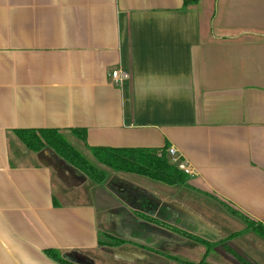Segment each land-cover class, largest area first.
I'll use <instances>...</instances> for the list:
<instances>
[{
  "label": "crops",
  "instance_id": "obj_1",
  "mask_svg": "<svg viewBox=\"0 0 264 264\" xmlns=\"http://www.w3.org/2000/svg\"><path fill=\"white\" fill-rule=\"evenodd\" d=\"M114 69L130 78L111 84ZM18 128L174 146L194 188L100 162L105 189L55 184L43 154L61 156ZM191 191L264 222V0H0V264H59L48 248L80 264H239L228 246L253 261L251 235L222 241Z\"/></svg>",
  "mask_w": 264,
  "mask_h": 264
},
{
  "label": "trees",
  "instance_id": "obj_2",
  "mask_svg": "<svg viewBox=\"0 0 264 264\" xmlns=\"http://www.w3.org/2000/svg\"><path fill=\"white\" fill-rule=\"evenodd\" d=\"M196 2L197 0H191ZM188 3V1H186ZM71 133L86 142L85 128H72ZM16 133L20 139L32 150L39 151L46 146L53 148L62 158L77 169L84 172L93 180L102 181L107 178L108 172L99 167L94 160L73 143L67 133L56 128H18ZM91 155L97 162L113 169L137 173L150 178L177 186L187 185L189 174L181 169L177 162L172 160L168 148L135 147V146H91L87 145ZM192 188V187H191ZM234 213L237 211L232 210ZM264 237V224L255 221L245 213H240ZM121 239V238H116ZM102 242V240H101ZM47 254L59 264H80L68 259L61 250L48 248ZM186 264H211L205 260L200 262L182 261ZM248 264H254L249 262Z\"/></svg>",
  "mask_w": 264,
  "mask_h": 264
},
{
  "label": "rangeland",
  "instance_id": "obj_3",
  "mask_svg": "<svg viewBox=\"0 0 264 264\" xmlns=\"http://www.w3.org/2000/svg\"><path fill=\"white\" fill-rule=\"evenodd\" d=\"M69 135H70L71 139L74 138V136H75V135H71V134H69ZM69 135H68V137H69ZM72 142H74V141H72ZM77 146L80 147L88 157H90L92 160H94L99 167L103 168V166L95 160V158L91 155L90 151H88V149L86 147L82 146L81 144H77ZM43 156L53 166V169L56 173L55 184L62 182L60 185H62L64 187H69V186H71L70 183H74V185H76V184L78 185V183H79V189H81L82 191H86L87 193H88V189L93 185H101V187L105 189V187H104L105 179L102 181H99L98 179L97 180L91 179L84 172H82L81 170H79L75 166H73L71 163H69L66 159H64L62 157H60V159H57L56 157H59V156L56 153L54 154V152H52L50 149L44 151ZM103 169L107 172L109 171L106 168H103ZM108 174H109V172H108ZM59 176L61 178H59ZM185 186H187V185H185ZM190 186L192 188L188 187L187 189L193 190L194 187L191 184H190ZM81 195L83 198H88L86 196L87 194L85 192L81 193ZM88 195H90V194L88 193ZM190 198H191L192 203H194V205L197 208H199L202 212L205 211L207 213V215L212 219V221L215 220L217 223L224 226L223 230H224L226 235H224L225 238L222 239V241H226V239L228 238V237H226L227 232H228V234H229V232H232L233 234H237L238 236L243 234V233L251 235V239H248V241L250 244L249 254L251 255V257H253V261L251 259L249 260L245 256H242L236 250H234L232 248L229 249L230 248L229 246L226 247L227 250H229V251L233 250L234 251V254H232L231 256H234L233 260L236 263L248 264L249 262H252L254 264H264V237L261 234H259L254 228H251L250 222L247 221L240 214V213H242L241 211H239L236 208H233L232 206L225 204V203H223V206H222L217 201H215L211 198H208L204 195H201L197 191H191ZM233 209H235L237 212L234 213L232 211ZM255 221L264 224L263 221L256 220V219H255ZM246 232H248V233H246ZM116 238H120V237L115 236V238H113V237L111 238V236L109 234L101 235V239H102V241H104L106 246L119 245V244H123L125 242V239H123V238H121V239H116ZM193 244H194V242H193ZM224 257H223V262H225V264H233V263H229V261L226 260ZM200 261H202V259L199 261L194 260L192 262H200Z\"/></svg>",
  "mask_w": 264,
  "mask_h": 264
},
{
  "label": "built area",
  "instance_id": "obj_4",
  "mask_svg": "<svg viewBox=\"0 0 264 264\" xmlns=\"http://www.w3.org/2000/svg\"><path fill=\"white\" fill-rule=\"evenodd\" d=\"M128 78H130V74L128 72L122 71L121 69H114L110 74L109 82L113 85H118ZM168 152L172 156V160L177 162L181 169L187 173H191L193 171L190 165L182 159L181 155H179L174 146L168 147Z\"/></svg>",
  "mask_w": 264,
  "mask_h": 264
}]
</instances>
